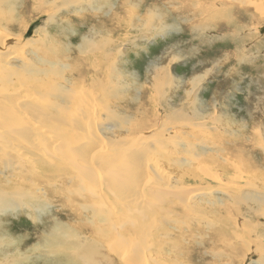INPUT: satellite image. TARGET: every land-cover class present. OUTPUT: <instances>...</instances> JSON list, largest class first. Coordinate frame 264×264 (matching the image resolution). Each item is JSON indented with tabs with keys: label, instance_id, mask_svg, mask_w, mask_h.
Here are the masks:
<instances>
[{
	"label": "bare ground",
	"instance_id": "obj_1",
	"mask_svg": "<svg viewBox=\"0 0 264 264\" xmlns=\"http://www.w3.org/2000/svg\"><path fill=\"white\" fill-rule=\"evenodd\" d=\"M11 1L12 0H0V22L2 24L0 26V29H2L0 30V95H4L2 97L12 96L9 101H7L9 102V105L6 104L7 106H5V104L2 105L0 103V120H2V123H0V146L9 147L6 142H15L16 145L20 146V143L23 144V141L27 143L26 146L28 144L35 145L36 152L37 150H39V152L36 154V157L40 161V167L35 170L34 168L36 167L33 164H29V166H27L22 162L23 160L22 158H20V154L18 153V151H8L12 155L8 160L2 162L1 164V168L8 173V176H5V179L0 180V214H21L22 216L24 214H27L31 220H36L38 218L36 214H40L44 209H46V206H42V203L40 201L44 197L49 198V196H53L52 194H55V198L57 200H62L69 197H74L77 199L81 198L82 200L86 199L87 203L85 204H75V207H77L79 204L82 205L79 208L80 211L90 212V216H86V218L88 219L85 228L83 226L85 223L78 224V221L74 222L76 226L75 228L78 231V235L75 234L76 231L72 229L73 227L69 223L65 225L56 223V225L50 230L51 233L49 232V234L47 233L45 235L49 238L44 240V243H41L42 246L40 248L47 253L57 256L60 259L59 264H168L169 261H165L166 257L162 258L165 245L164 239L166 240L167 234L161 233L160 227L156 226L157 223L154 221V218L157 216L153 215L152 210L154 208L151 209L150 207V204L153 203L159 204L160 202H173L177 199L181 202H185V204L187 205V202L189 200L200 201L202 203L201 207L208 206L210 208L209 210L212 211L211 208H215L217 205H220L219 203H217L218 201L216 203H213V200H217L221 192H224L222 193L223 197L225 195L229 197V195H227V193H229L232 195L231 200L235 204H238L240 206L245 204L251 211H254L256 209V206H261L262 204H264V202H262L264 200L262 199L264 197V179H260V182L258 181L259 183L257 184V186H250L252 185L250 184V182H252V180L256 181L257 177L260 176L259 172L260 174H262V171L255 170L254 168H251V170H249L244 163L240 165L235 159L230 160L224 157H220L221 155L219 154V151H216L219 156H212L211 164L220 163L223 169L231 172V175L217 173L214 170L215 168H217V166H207L206 164L204 165L203 163L198 162L200 161L199 154H201L199 152L203 151L202 153H205L204 149L201 148L199 142L195 145V147H190L184 141H179L181 142V144H178V146L177 144H175L176 140L173 137H177L178 139V136L176 135H180L181 133L174 132L172 127H170L171 130H168V125L166 124L159 125L158 131L157 129L154 130L157 131V133L155 134L159 135L162 138V142H160L158 139H150V136L153 132L151 131V129L147 130L145 128L146 125L138 126L137 128H134L130 131V127L128 128L126 126V122L123 121L122 118H120L119 114L115 113L116 110H109L110 108L108 107L109 109H107L108 111H106V108H101L98 106V102H94L93 100H91L89 91L88 93L81 87L78 89H73L70 87L67 81L73 80L75 83L76 78H74L72 68L78 70V65L73 66L72 68H68V70L67 67L62 64L60 65V68H56L58 67L57 60L50 61V63L47 61L41 63L39 61L41 64L45 65L48 63L49 65V68L44 70V72L36 69L35 65L34 67L26 66L23 67V69H19L20 66L18 68L15 67L16 70L10 68L8 60L11 53L10 49H7V45L9 44V40L12 35H9L8 32L3 31L10 30L9 28H11L12 25L15 24V22L19 19V15L21 16V8H23L22 2H19L16 5L12 4ZM104 1L105 0H34V4H36L34 10L38 12H42L43 10L47 14V18L50 21L53 19H57L58 16H61L63 11H68V13H70L69 11H71V13L79 15H81V13L83 14L84 12H88L89 10H94L98 14H100L103 9L108 12L112 11L114 3L111 2L110 4H105ZM187 1H191L192 4L195 3V1L193 2V0ZM236 1L240 3L242 0ZM263 1L264 0H256V2L254 3L250 2V6L252 7V9L254 10L255 8L254 12L256 14V20L252 21L255 24L252 25L251 30L254 29L255 26L257 27L258 20L261 21V18H264ZM53 2L56 6L53 5ZM201 2L204 1L198 0L199 6L196 8L202 7L201 10H203L205 7H207L206 12L203 11L201 13H204L205 16L206 14H215L213 15V18H215L217 9L214 3L212 1H209L208 6H204V3ZM216 2L217 1H215V3ZM48 4L53 6L50 7L48 6ZM174 4L175 3H173V7L170 8L169 11L162 12L160 11L161 7L155 5L148 8H142L139 1H135L133 3L127 2L125 7L128 13L126 16L128 20L124 22L125 19H121V16L119 17L118 13L115 12L116 6H114V10L112 11L111 16H109L108 18L111 17L109 20H116V26L123 24V22L125 23L126 30L128 32L124 35V39L121 44H128L132 42L130 40H136L140 35L142 36L141 38H148L149 36L156 35V33L160 31H165V34L168 35V30L172 28L168 16L178 11V5L176 7L174 6ZM46 6L50 9L43 8ZM220 6L222 9V16L224 17L223 21L212 22L208 19H205L203 21H198L195 24H191L193 26L190 25V28L193 31L197 29H207L208 27H205V23H210V28H216L218 25H220L221 27H223V29L228 30L229 26L227 24L231 20L230 12L236 15L239 13H235L225 1L220 2ZM53 8H55L56 10L52 12ZM142 10L145 11L143 12ZM140 13L144 15L139 16ZM80 19H82V16L80 17ZM120 20H123V22L119 23ZM21 22H24V20L21 19ZM21 22L20 25L21 27H23ZM180 22H188V15H183ZM134 23H136L137 27L133 26ZM24 27L22 28V30H25V32H27L28 26L24 25ZM133 27H135L136 29ZM101 29H104V26ZM93 30L94 29H92V31L90 32V36H83V41L81 43L83 46L81 45L82 50L79 51V53L84 54V52L88 50L89 54H91L90 52H92V50H96L97 52H99L98 50L101 48L100 53H102L104 56V59L101 60V63L108 62L109 59L113 57L114 53H116L118 55L117 57L119 58L122 49H117L115 51L114 47L111 44H116L118 42L114 41V39L108 36V33L110 34V32H105V37H103L100 33H98V31L92 34ZM136 30L137 33L134 32ZM246 30L250 32L249 29ZM234 31L236 30H233V32ZM17 43H19V41ZM106 46L111 49L109 51L107 50V53L104 51V48H106ZM254 46H256V42L253 43L251 47ZM38 50L39 52L41 51V49ZM83 50L85 51L83 52ZM173 51L174 50L170 52L169 49L168 51L165 50V53H163L164 56H169V60L164 61L165 63H169V66L171 62L178 61L176 55H173ZM52 54H54V52ZM93 54L91 55L93 56ZM48 55H46V58L48 57ZM222 56L227 57L228 55L222 54L220 57ZM186 57L187 62H189V54ZM39 58L38 60H40ZM220 60L221 58L219 59V61ZM18 62H20V60ZM29 62H31V60ZM201 62H203V60H201ZM214 63L218 65V60H214L213 64ZM199 65L201 64L195 63V67ZM207 66L208 65H205L204 67ZM214 66L215 65H213L212 68ZM216 67L214 68V70L217 69ZM96 68L97 67L93 66V71L97 70ZM160 68L161 65H159V67L156 66L153 70L154 74L157 72V70H166L164 67H162L161 69ZM212 68L209 67L206 71H202L199 72V74L191 76L188 79L189 89L184 92V96L181 97L179 101L180 105L182 106V110L184 111L186 107H188L190 110H192V114L195 115L196 119L205 118V115L202 114L206 111V108L203 106V104H197L191 101L196 90L194 88L202 77L208 75L211 72ZM114 70L117 72L116 68ZM231 70L236 71L233 67L231 68ZM14 72H16L17 74H15ZM21 73L23 74V77L24 75H30L29 78L31 77L36 82H40V80L42 78H45L47 75H50L54 79H57L59 81H54L53 83L48 85L38 84L32 85V87L28 86L30 89V93L28 95L19 96L18 94L21 92V88H9L7 86L9 84H7L5 81L10 80V82H12L10 78L16 77V75L18 76V74L21 75ZM232 75L233 73H228V76ZM105 76H108L107 72ZM62 77L66 82L63 83ZM20 78L21 77H19V79ZM158 78H160L159 80L163 82V87L156 91V93L159 91V94H157L158 96H162L163 94L160 92L166 91V89L169 91H167L166 96L164 97H167V95L171 94V92L172 94H174V92L177 91L178 86L174 83V79L170 75L158 73ZM115 80L116 79H114V81ZM124 81L125 79L117 73V80L115 81V83L117 84L119 82L123 83L122 85H124ZM130 85L131 83H129V86ZM123 88L127 87L123 86ZM109 92L111 95L113 92L114 94L116 93L115 90ZM173 97V95L170 96V98ZM46 101L48 105H45ZM20 103L23 105H29V110L35 114V119H37V121H29L31 123L29 124L28 118L26 119L25 117L27 121L23 118V115L19 108ZM179 103L175 105L173 104V101L169 99V102L166 103L165 101L164 105L166 107H169V109L173 112L171 115V119L176 118L177 120H180L182 122L191 123V121L194 119H189V117L187 116L189 114L186 115L184 114V112L182 113L181 111L177 110V106H179ZM40 104H42L43 106H39ZM22 108L24 107L22 106ZM102 112L104 118L106 116L108 118L107 121L112 120V122H109V124H107V121L101 119ZM143 112L144 111L142 109V106H139L137 111L135 110L136 115L132 114L131 116H140L139 119H141V116L144 115ZM37 122L41 123L44 126V129L45 127H48L49 129L52 125L51 129L55 131V134L54 132L46 133L45 131H39L38 129L42 125L38 126ZM62 124L69 125V127L71 126V130H69L68 132L65 131L63 128H61ZM222 124L225 126H231L233 125V121L227 120ZM109 127L110 130H108ZM200 127H204V124L200 123ZM200 127H198V129ZM113 128L122 130L113 131ZM4 129L7 130V133H3L4 131L1 132ZM74 130L76 131L74 132V135L69 136V134H72ZM124 131L126 132L125 134ZM139 133H144V139L133 140L138 137ZM108 134H116V136L113 138L111 137V139H107V137H110H105ZM186 136L190 137L191 135ZM260 136L262 137V135L257 134L256 139H260ZM180 137L182 138L181 135ZM205 139H208V137ZM262 145H260V148L263 149L264 154V146ZM155 146H157L159 151H163L164 153L167 149H175V151L172 153L168 151L167 153H165L166 156H164L163 159L156 151L157 148H155ZM188 146L190 148H196L197 153L199 154H197L193 149H190ZM179 148L183 150L179 151ZM31 150L33 149L31 148ZM175 152L185 154V160H180V158L174 159L173 154ZM44 154L49 155L50 158L44 157ZM206 155L204 156V158L206 157ZM174 156L176 157L177 154H174ZM208 162L210 163V160H208ZM117 163L118 165H116ZM129 165H132V169L128 168ZM67 166H71L74 172V177H60L61 182L59 180L56 182L57 184H61L60 186H57V189L55 191H53L54 193L52 192L54 188L52 190H49L52 186V183H49L51 186L47 187H41V185H39V183L46 182L47 177L51 175L53 176L56 174L61 176L62 174H65L67 172L71 173L72 171L70 170V172ZM194 166L195 168L199 169H196L195 172L192 171L186 176H182V183L184 184V177H186V179L188 178L192 181V184L202 186H174V181L180 178H178V173L180 174L179 169L193 168ZM64 169H66V171ZM58 170L64 171H61L59 174H57L56 172ZM224 172L227 173L226 171ZM23 173H26V175H22ZM49 173L51 175L48 176ZM27 174H29V177L27 176ZM223 177H225V179H223ZM79 181H81V183L85 181L91 182H85L87 184L85 185L84 183L80 184ZM205 183L207 185H205ZM88 186H91V188H88ZM47 189L51 191L52 194L49 195ZM59 192L61 194H58ZM204 195L205 198L203 200L202 197ZM158 204L157 206H161L160 204ZM154 205L155 207H157L156 204ZM229 205L230 202L228 204H224V206L227 207ZM157 209L159 210L158 207ZM224 210L226 209L223 208L218 212L212 211L214 215L223 217L221 220H219V222H217L220 227L218 231H215V234H219L220 232L221 233L219 234V237H214V244L212 243V245L215 246L214 250H221L222 248H224V250H222L224 251L223 253L221 252L218 254L216 253V251H212V259L217 261H219L223 256L225 257V261H229V257H231L232 254L237 255L241 253L245 247L249 249L248 241H250V238H253L254 234L257 235L261 231V226L264 228V225H255L252 229L244 223L242 224V231L240 232L236 229L235 226H233L235 224V221L227 218L228 214H230L231 212L228 211L227 214ZM258 214H261V217H264V210L260 209ZM238 228H241V226L239 225ZM222 235H225V239L231 238L232 241L227 240L226 242H224V240H222L221 238ZM8 239L9 241H7ZM179 240H182V237ZM236 242L238 243V245L236 244ZM18 246L19 245L16 244L15 241L14 243L10 242V238L5 232H1L0 261L11 254L13 264H28L31 259L27 256L22 257L25 253L21 252V249L18 250L17 255H15L14 253H9V251L11 250L20 248ZM36 248L37 247L33 246V249ZM105 251L107 252V254ZM168 253L170 254V251H168ZM174 253H176V256H174V260L173 258L171 259L173 262L170 264H184L183 258H181L182 254L179 251H175ZM109 254L113 255V257ZM164 255L166 256V254ZM231 261H233V257L231 258ZM244 261L246 262L247 259ZM0 264H2V262H0Z\"/></svg>",
	"mask_w": 264,
	"mask_h": 264
},
{
	"label": "rangeland",
	"instance_id": "obj_2",
	"mask_svg": "<svg viewBox=\"0 0 264 264\" xmlns=\"http://www.w3.org/2000/svg\"><path fill=\"white\" fill-rule=\"evenodd\" d=\"M135 1H139L142 8H148L154 5L161 7L160 11L162 12L169 11V9L173 7V3H175L174 6L176 7L178 5V11L168 16L172 25V28L170 27L171 29L168 30L169 34L166 35L165 31H160L156 33V35L149 36L148 38H141L142 36L140 35L138 36V39L130 40L132 42L128 44H121L124 39V35L128 32L124 23L126 20H128L126 17L128 13L125 6L127 2L133 3ZM194 1L195 3L192 4L191 1L188 2L187 0H105V4H110L111 2H113L114 4L112 11L114 10V6H116L115 12L118 13L119 17L121 16V19H125L124 22L123 20H120L119 22H123V24L116 26V20H109L111 17L108 18L109 16H111L112 11L108 12L103 9L102 12L98 14L94 10H89L88 12H84L83 14L81 13V15L71 13V11H69L70 13H68V11H63L61 16H58L57 19L49 21V19L47 18V14L43 10L42 12L34 10L36 5L34 4V0H12L11 3L16 5L19 2H22L23 8H21V16L19 15V19L15 22V24L12 25L11 28H9L10 30L3 31L8 32L9 35H12L9 40V44L7 45V49H10L11 53L9 56L8 64L10 68H13L15 70L19 66V69H23V67H34L35 65L36 69L42 72L49 68L48 63L45 65L41 64L44 61L50 63V61L58 60V67L56 68H60V65L62 64L67 67V70L68 68H72L73 66L78 65V70L72 68L74 78H76L75 83L73 80L67 81L70 87L73 89H78L81 87L87 92L89 91L90 93H88L91 96V100H93L94 102H98V106L101 108H106V111H108L107 109L109 108V110H116L115 113L119 114L120 118H122V120L126 122V126L128 128L130 127V131L134 128H137L138 126L146 125V127H144L147 130L151 129V131L153 132L150 136V139H158L160 142H162V138L155 133H157L159 125L166 124L168 125V130H171L170 127H172L174 132L181 133L180 135L182 136V138L180 137V135H176L178 136V139L177 137H173L176 140V143H173L178 145L184 141L190 147H195V145L199 142L201 148L204 149L205 153H202V151L199 152L201 153L199 154L197 153L196 148H190L189 146L188 147L199 154V163L201 162L204 165L206 164L207 166L211 165L212 167L217 166V168L214 169L217 173L231 175V172L223 169L220 163L211 164L212 156L218 155L216 151H219V154L221 155L220 157H224L230 160L235 159L240 165L244 163L249 170H251V168H254L255 170L262 171V174H260L259 172L260 176L257 177L256 181L252 180V182H250V184H252L250 186H257V184L260 182L259 180L262 178L264 179V154L263 149L260 148V145H262V143V146H264V18H261V21L258 20L257 27L255 26V28L251 30L252 25L255 24L252 21L256 20V14L254 12L255 8L254 10L252 9V7L250 6V2L254 3L256 2V0H242L240 3L236 0H229V2L228 0H202L204 2L201 3H204V6H208L209 1H212L214 3L217 9L215 18H213V15L215 14H206L205 16L204 13H201L203 11L206 12L207 7H205L203 10H201L202 7L196 8L199 6L198 0H193V2ZM215 1L217 2L215 3ZM222 1L227 2L235 13H239L236 15L230 12L231 20L227 24L229 26L228 30L223 29V27H221L220 25H218L216 28H210V23H205V27H208L207 29L204 28L193 31L190 28L191 24H195L198 21H203L205 19H208L212 22L223 21L224 17L222 16V9L220 6V2ZM53 5H55L54 2ZM48 6L52 7L49 4ZM43 8L50 9L49 7L47 8V6ZM55 10L56 9L53 8L52 12ZM142 11L144 12L145 10ZM244 11H246L247 13ZM185 14L188 15V22H180L181 17ZM142 15L144 14L140 13L139 16ZM81 16L82 19H80ZM21 19H23L24 22H21ZM20 22L23 27L24 25L28 26L27 32H25V30H22L23 27H21ZM1 25L2 24L0 22V26ZM103 26L105 31L104 29H101L103 28ZM133 26L137 27L136 23H134ZM92 29H94L92 34L98 31V33H100L103 37H105V32H110L111 35L108 33V36L114 39V41L118 42L116 44H111L114 47L115 51L117 49H122L119 58L117 57L118 55L114 53L113 57L109 59L108 62L101 63V60L104 59L103 54L100 53L101 48L98 50L99 52H97L96 50H92V52L90 53L93 54L94 52L93 56L89 54L88 50H86V52H84L85 50H83L84 54L79 53V51L82 50L81 43L83 41V36H90V32L92 31ZM246 29H249L250 32H248ZM233 30L236 31L233 32ZM134 32L137 33V30ZM257 40H259L260 42ZM16 41H19V43H17ZM255 42L257 47H251ZM38 49H41V51L39 52ZM169 49L170 52L174 50L173 55H176V58L178 60L177 62H171L170 66L169 63L164 62L165 60H169V56L163 55V53H165L164 51H168ZM107 50L109 51L111 49L106 46V48H104V51L107 53ZM19 51L21 54L19 53ZM50 51L52 53L54 52V54H52ZM252 53H254L255 55ZM188 54L190 56L189 62H187L186 57ZM222 54H227L228 56L220 57ZM46 55H48L47 58ZM29 57L32 59H30ZM38 58L40 60H38ZM220 58L221 60L219 61ZM19 60L20 62H18ZM30 60L31 62H29ZM201 60H203V62H201ZM214 60H218V65L216 63L213 64ZM195 63L201 65L195 67ZM159 65H161V68L164 67L166 70H157V72L154 74L153 70L156 66L159 67ZM205 65L208 66L204 67ZM213 65L215 66L212 68ZM93 66L97 67V70L93 71ZM209 67L212 68L211 72L198 81L196 87L194 88L196 90L191 99V101H193L194 103L203 104V106L206 108V111L202 114L205 115V118L196 119L195 115L192 114V110H190L188 107H186L184 111L182 110V106L180 105L179 101L180 98L184 96V92L189 89L188 79L193 75L199 74V72L206 71ZM215 67L217 69L214 70ZM232 67L236 71L231 70ZM115 68L117 69V72L114 70ZM106 72L108 73V76H105ZM14 73L17 74L16 72ZM117 73L125 79L124 85H122L123 83L119 82L117 84L115 83V81L117 80ZM158 73L170 75L174 79V83L178 86L177 91L174 92L175 95L171 92V94H168L167 97H164L166 96L167 91H169L167 89L166 91L160 92L163 94L162 96L157 95L159 94V91L157 93L156 91L163 87V82L159 80L160 78H158ZM228 73H233V75L228 76ZM29 76L30 75H24L23 77V74L21 73V75L18 74V76L16 75V77L10 78L12 82H10V80H7L8 82H5L9 84H6L9 88H21V92L18 95L24 96L30 93L29 87H32V85H48L53 83L54 81H59L57 79H54L52 76L47 75L45 78L41 79L42 81L40 80V82H36L31 77L29 78ZM19 77L21 78L19 79ZM114 79L116 80L114 81ZM62 81L63 83L66 82L63 77ZM129 83H131L130 86ZM123 86L127 88H123ZM113 90H115L116 93L114 94L113 92L111 95L109 91ZM106 92L109 93L107 94ZM171 95H173L174 97L170 98ZM2 96L4 95H0V103L2 105L5 104V106L9 105V102L7 101H9L12 96ZM169 99L172 100L173 104L175 105L179 103V106H177V110L181 111L182 113L184 112V114L186 115L189 114L187 115L189 119H194L191 121L192 124L190 122H182L180 120H177L176 118L171 119V115L173 112L169 109V107H166L164 105L165 101L166 103L169 102ZM45 105H48L47 101ZM22 106L24 108H22ZM39 106L43 105L40 104ZM139 106H142V109L144 111V115L141 116V119H139L140 116H131L132 114L136 115L135 110L137 111ZM19 108L21 110L23 118H28L29 124H31L29 121H37V119H35V114L29 110V105H23L20 103ZM26 114H28L29 116ZM29 117H31L32 119ZM101 119L105 121H107L108 119L106 116L104 118L103 112L101 115ZM227 120L233 121V125L225 126L222 124ZM109 122H112V120L107 121L106 123L109 124ZM0 123H2V120H0ZM37 123L38 126L42 125L39 122ZM200 123H203L205 128L200 127ZM64 126L68 128L66 129ZM43 127V125L40 126L38 130L45 131L46 133L54 132L55 134V131L51 129L52 125L49 129L48 127H45L46 130ZM198 127L200 128L198 129ZM61 128H63L67 132L71 130V126L69 127V125L65 124H62ZM156 129L157 131H154ZM108 130H110V127ZM117 130L122 129L115 128L113 131ZM1 132L7 133V130L4 129ZM74 132L76 131L74 130L72 134H69V136L74 135ZM125 133L126 132L124 131V134ZM257 134L262 135V137L260 136V139L258 140L256 139ZM186 135L191 136L189 137ZM115 136L116 134H108L105 137H107V139H111V137L113 138ZM138 137L133 140L144 139V133H139ZM207 137L208 139H205ZM202 140L205 141L203 142ZM6 143L9 145V147L0 146V180L5 179L4 177L8 176V173L1 168V164L2 162L8 160L12 155L10 152H8L9 150L18 151V153L20 154V158H22L23 160L22 162L27 166H29V164H33L36 167L34 168L33 166L35 170L40 167V161L36 157V154L39 152V150H37L36 152L35 145L28 144L26 146L27 143L24 141L23 144L20 143V146L16 145L15 142ZM30 146L33 150H31ZM155 148H157V146H155ZM178 150L182 151L183 149L179 148ZM156 151L164 159V156H166L165 153H167L168 151L172 153L175 151V149H167L165 150V153L163 151H159L158 148ZM27 153L29 154V156ZM174 154H177V156L179 157H175ZM174 154V159L180 158V160H183L184 158H186L185 154H180L177 152H175ZM205 155L206 157L204 158ZM43 156L50 158V156L47 154H44ZM36 160L38 161V163ZM208 160H210V163L208 162ZM116 165H118V163ZM129 166L128 168L132 169V165ZM67 168L72 172L70 171L71 173L67 172L65 174H62L63 176H59L56 174L52 176L49 173L48 176H51L47 177V180L45 179L46 182L39 183V185H41V187H47L51 186L49 183H52V186L50 187V189H48L52 190L54 188L52 192L55 191L57 189V186H60L61 184H57L56 182L58 180L61 182L60 177H74V172L71 166H67ZM196 169L199 168H195V166L193 168H180V174L178 173V178L180 177V180L176 179L174 181L176 185L174 184V186H202L192 184V181L188 178L186 179V177H184V184L182 183V176H186L192 171L195 172ZM64 170L66 171V169ZM64 170H58L56 173L59 174ZM224 171H226L227 173H225ZM22 175H26V173H23ZM27 176L29 177V174H27ZM223 179H225V177H223ZM52 181H54L55 183ZM85 182L87 183L91 181ZM85 182L81 183V181H79L80 184L84 183L85 185H87ZM205 185L207 184L205 183ZM88 188H91V186H88ZM48 189L47 191L49 192V195L52 194ZM222 193L224 192H221L217 200H213V203H216L218 201L217 203H219L220 205H217L215 208H211L212 211L218 212L223 208L226 209L224 210L226 213L230 211V214L227 213V218L235 221V224L233 226H235L236 229L240 232L242 231V224L244 223L252 229L255 225H264V217H261L262 215L258 214L260 209L264 210V204H262L261 206H256V209L254 211H251L245 204L242 206L235 204L231 200V194L227 193L229 197H227L226 195L223 197ZM58 194L61 193L59 192ZM52 195L53 196H49V198L44 197L40 200L42 206H46V209H44L42 213L36 214V216L38 217L36 220H31L27 214H24L23 216L21 214H0V233L5 232L10 238V242L14 243L15 241V243L19 245L18 247H20L9 251V253H14L15 255H17L18 250L21 249L20 251L25 253L22 257L27 256L31 259L28 264H59L60 259L57 256L47 253L40 248L42 246L41 243L49 238L45 235L47 233L49 234V232L51 233L50 230L56 225V223L62 225L69 223L70 225H72V229L76 231L75 234L78 235V231L75 228L76 226L74 222L78 221V224L85 223L83 225L85 228L88 219L86 218V216H90V212L80 211L79 209L80 206H82L81 204L87 203L86 199L82 200L81 198L77 199L74 197H69L62 199V201L60 199L57 200L55 198V194ZM204 198L205 195L202 197V199L204 200ZM262 199H264V197ZM52 200L54 201V203ZM229 202L230 205L228 207L224 206V204H228ZM262 202H264V200ZM77 203L81 204H79L78 206L76 205L77 207H75V204ZM161 203L163 202L159 203L161 206H157L158 203H153L150 204V207L151 209H155L152 210V213L154 216H157L154 218V221L157 223H155L156 226L160 227L161 233L167 234L166 240L164 239L165 245L162 258L166 257L165 261L167 262L168 260V264L173 262L171 259L173 258L174 260V256H176V253H174L175 251H179L182 254L181 258H183L184 264L264 263V228L262 226L261 231L257 235L253 233L254 237L250 238V241H248L249 249L244 246V250L237 255L232 254L231 257H229V261H225V257L223 256L219 260L221 262H219L217 260H213L211 257L213 256L212 251L215 247L214 245H212V243L214 244V237H219V234L221 233L220 232L219 234H215V231H218L220 227L217 222H219V220H221L223 217L214 215L213 212L209 210L210 208L208 206L201 207L202 203L200 201L189 200L187 202V205L185 204V202H181L177 199L173 202H166L163 204ZM154 204H156L159 210L157 209V207H155ZM160 213H162L163 215ZM166 213L169 216H167ZM239 225L241 226V228H238ZM181 237L182 240H179ZM221 238L222 240H224V242H226L227 240H231V238L225 239V235H222ZM7 241H9V239ZM236 244L238 245L237 242ZM33 246L37 248L33 249ZM222 250H224V248L214 251L219 254L221 252H224ZM168 251H170V254L168 253ZM164 254H166V256ZM109 255L113 257V255ZM232 257L233 261H231ZM246 259L248 262L244 261ZM12 261L13 260L11 258V254H9L0 262H2V264H13Z\"/></svg>",
	"mask_w": 264,
	"mask_h": 264
}]
</instances>
